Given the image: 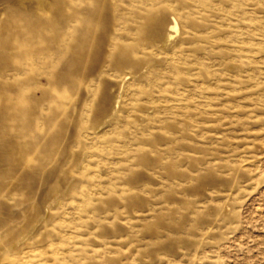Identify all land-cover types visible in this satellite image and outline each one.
<instances>
[{
	"label": "rangeland",
	"instance_id": "rangeland-1",
	"mask_svg": "<svg viewBox=\"0 0 264 264\" xmlns=\"http://www.w3.org/2000/svg\"><path fill=\"white\" fill-rule=\"evenodd\" d=\"M0 264H264V0H0Z\"/></svg>",
	"mask_w": 264,
	"mask_h": 264
},
{
	"label": "bare ground",
	"instance_id": "bare-ground-1",
	"mask_svg": "<svg viewBox=\"0 0 264 264\" xmlns=\"http://www.w3.org/2000/svg\"><path fill=\"white\" fill-rule=\"evenodd\" d=\"M171 29H175V30H176V25H175V24L172 25V26H171Z\"/></svg>",
	"mask_w": 264,
	"mask_h": 264
}]
</instances>
